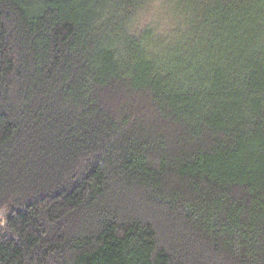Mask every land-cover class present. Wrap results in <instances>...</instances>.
<instances>
[{"label":"trees","instance_id":"trees-1","mask_svg":"<svg viewBox=\"0 0 264 264\" xmlns=\"http://www.w3.org/2000/svg\"><path fill=\"white\" fill-rule=\"evenodd\" d=\"M0 264H264V0H0Z\"/></svg>","mask_w":264,"mask_h":264}]
</instances>
